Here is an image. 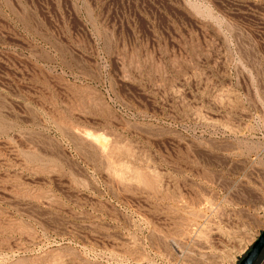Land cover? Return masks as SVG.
Here are the masks:
<instances>
[{"label": "rangeland", "instance_id": "1", "mask_svg": "<svg viewBox=\"0 0 264 264\" xmlns=\"http://www.w3.org/2000/svg\"><path fill=\"white\" fill-rule=\"evenodd\" d=\"M263 228L264 0H0V264H238Z\"/></svg>", "mask_w": 264, "mask_h": 264}, {"label": "water", "instance_id": "2", "mask_svg": "<svg viewBox=\"0 0 264 264\" xmlns=\"http://www.w3.org/2000/svg\"><path fill=\"white\" fill-rule=\"evenodd\" d=\"M264 251V228L238 264H256Z\"/></svg>", "mask_w": 264, "mask_h": 264}, {"label": "trees", "instance_id": "3", "mask_svg": "<svg viewBox=\"0 0 264 264\" xmlns=\"http://www.w3.org/2000/svg\"><path fill=\"white\" fill-rule=\"evenodd\" d=\"M262 255H263V253H262ZM262 255H261V256H262Z\"/></svg>", "mask_w": 264, "mask_h": 264}]
</instances>
